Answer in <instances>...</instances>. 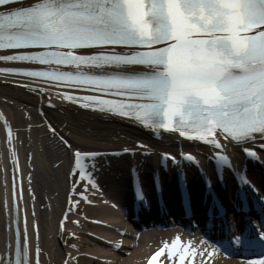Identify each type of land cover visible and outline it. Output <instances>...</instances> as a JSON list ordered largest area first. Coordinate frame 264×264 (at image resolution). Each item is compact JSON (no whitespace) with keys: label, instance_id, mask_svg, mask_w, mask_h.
<instances>
[{"label":"snow or ice","instance_id":"obj_1","mask_svg":"<svg viewBox=\"0 0 264 264\" xmlns=\"http://www.w3.org/2000/svg\"><path fill=\"white\" fill-rule=\"evenodd\" d=\"M0 50V61L27 65L0 72L29 81L23 86L44 93L51 108L55 90L56 97L82 108L210 145L219 150L218 166L232 168L222 141L261 159L247 145L261 141L264 149V0H0ZM64 88L94 94L81 97ZM48 128L57 135L51 124ZM8 135L11 144V128ZM58 140L70 152L69 172L75 168L74 175L94 184L80 162L104 154L74 148L63 136ZM123 151L129 153L128 148ZM185 159L196 162L193 155ZM241 179L252 187L246 177ZM4 207L15 219L14 229L9 224L15 243H9L6 256L0 255V264H33L22 246L27 228L22 233L18 200ZM229 243L264 247V230L254 237L230 236ZM180 245L177 236L171 256ZM163 252L150 264H157ZM39 255L37 247L35 264ZM187 255L185 248L179 264ZM259 256L250 264H264V252Z\"/></svg>","mask_w":264,"mask_h":264},{"label":"bare ground","instance_id":"obj_2","mask_svg":"<svg viewBox=\"0 0 264 264\" xmlns=\"http://www.w3.org/2000/svg\"><path fill=\"white\" fill-rule=\"evenodd\" d=\"M27 83L29 81L24 78L0 72V255L6 256L9 243L14 244V232L9 230V224L13 227L15 219L4 204L7 202L11 207L14 200H18L22 233L25 225L27 228V239H22V246H26L33 264L37 247L40 249L39 264H145L155 251L164 248L170 238L188 235L191 238L186 239V246L177 251L170 264H179L177 261L185 248L191 255L186 256L184 264H250L260 258H232L199 232L189 234L174 221L167 229L158 224L146 227L145 235L150 239H143L141 232L144 230L137 229L130 218L133 215L138 217L134 212L139 209L155 218L159 215L173 217L172 213L175 216L178 207L176 193L178 188H185V178L190 180V186L194 185L196 195L211 192L212 188L221 191L223 186L225 191L228 188L233 191L240 185V192L249 197L251 187L241 179L246 177L253 188L259 189L254 192L256 197L264 201L259 188L264 185L261 141L247 145L260 160L248 157L242 147L222 141L228 145L223 154L229 156L232 168L218 166L211 157L216 159L219 150L210 145L189 141L178 133L146 128L128 118L82 108L79 103L56 97L55 90H52L51 100L55 108L50 109L47 107L48 97L24 87ZM62 91L81 97L87 95L74 94L75 91L67 88ZM49 124L56 129V136L49 131ZM9 128L12 129L11 144ZM69 130L74 131L75 136L69 134ZM58 136H63L74 148L104 154L80 162L81 169L93 177L94 184L74 175L75 168L73 173L69 172L70 152L59 142ZM114 137H122L121 142ZM138 144L147 147L137 148ZM124 148H128L129 153H124ZM65 152H69L68 157L64 156ZM166 155L168 159H165ZM187 155L195 156L196 162L187 161ZM170 157H176L179 163L174 164ZM53 162H56L55 168L51 167ZM215 167L221 168V180L213 172ZM194 171L198 172L202 187L192 176ZM132 183L145 197L144 204L135 200L139 192L134 190ZM93 186L98 187L97 195L91 192ZM21 189L22 196L19 195ZM83 192L86 193L85 200L93 197V203L78 199L79 196L84 198ZM125 204L134 212L126 214ZM252 212V215L245 214L241 219L243 223L238 224L259 226V215ZM178 213L187 214L183 210ZM125 235L134 241L124 238ZM164 253L169 261V247Z\"/></svg>","mask_w":264,"mask_h":264},{"label":"rangeland","instance_id":"obj_3","mask_svg":"<svg viewBox=\"0 0 264 264\" xmlns=\"http://www.w3.org/2000/svg\"><path fill=\"white\" fill-rule=\"evenodd\" d=\"M2 84L4 85V83H2ZM47 107H49V106H47ZM49 108H50V109H53V108H51V107H49ZM60 128H61V127H60ZM68 133L71 134L72 136H75L74 131H72V130H69ZM114 138L117 140V142H121V140H122V137H119V138H118V137H114ZM106 143H107V142H106ZM68 155H69V152H65V153H64V156H67V157H68ZM172 155H173V153H172ZM179 155H181V154H179ZM55 164H56V162H53V163L51 164V167H52V168H55V167H56ZM96 172H99V171L97 170ZM94 187H95V189H94ZM91 192H92L93 195H97V194H98V187L96 188V186H93V188L91 189ZM85 194H86V193L83 192L84 198H80L81 196H79L78 199H79L80 201L93 203V202H92L93 197L87 198V200H85V196H86ZM60 225H61V224H60ZM123 237L126 238V239H130V240L134 241V239H132V238H128V236H126V235L123 236ZM77 238H78V237H77ZM90 244H92L91 240H90ZM88 247L90 248V245H89ZM188 248H190V247H188ZM74 250H75V249H74ZM188 252H189V251H188ZM190 255H191V253L189 252V255H187V257L190 256ZM187 257H186V258H187ZM186 258H185V259H186ZM186 260H187V259H186ZM171 262H172L171 259H170L169 261H166V260H165V264H170ZM177 262L179 263V261H177Z\"/></svg>","mask_w":264,"mask_h":264}]
</instances>
